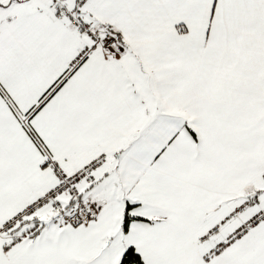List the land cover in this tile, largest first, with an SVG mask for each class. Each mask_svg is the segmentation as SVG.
<instances>
[{
	"label": "snow or ice",
	"instance_id": "1",
	"mask_svg": "<svg viewBox=\"0 0 264 264\" xmlns=\"http://www.w3.org/2000/svg\"><path fill=\"white\" fill-rule=\"evenodd\" d=\"M0 264H264V0H0Z\"/></svg>",
	"mask_w": 264,
	"mask_h": 264
}]
</instances>
